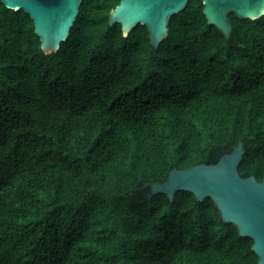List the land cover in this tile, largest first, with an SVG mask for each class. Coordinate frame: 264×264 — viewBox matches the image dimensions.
<instances>
[{
    "label": "trees",
    "instance_id": "trees-1",
    "mask_svg": "<svg viewBox=\"0 0 264 264\" xmlns=\"http://www.w3.org/2000/svg\"><path fill=\"white\" fill-rule=\"evenodd\" d=\"M119 2L82 0L51 54L0 2V264H257L210 199L145 185L239 142L264 179V15L226 40L190 0L153 49L108 24Z\"/></svg>",
    "mask_w": 264,
    "mask_h": 264
},
{
    "label": "water",
    "instance_id": "water-1",
    "mask_svg": "<svg viewBox=\"0 0 264 264\" xmlns=\"http://www.w3.org/2000/svg\"><path fill=\"white\" fill-rule=\"evenodd\" d=\"M109 14L110 26L119 24L123 36L136 26H145L150 45L157 49L166 38L169 19L183 11L190 0H119ZM9 10H22L32 20L45 54L58 52L69 36L82 0H0ZM207 23L228 40L232 33L229 16L256 20L264 15V0H202ZM244 154L239 142L216 164L172 169L162 183L146 184L149 197L164 194L170 202L178 192H188L196 201L210 199L222 223L232 225L238 236L252 240L257 264H264V179L242 178L238 166Z\"/></svg>",
    "mask_w": 264,
    "mask_h": 264
}]
</instances>
